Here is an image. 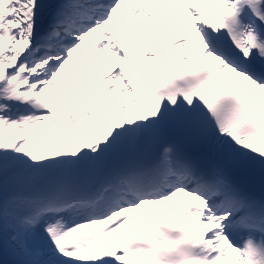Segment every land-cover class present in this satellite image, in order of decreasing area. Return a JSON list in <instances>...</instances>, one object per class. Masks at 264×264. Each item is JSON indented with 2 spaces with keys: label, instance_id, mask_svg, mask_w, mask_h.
<instances>
[{
  "label": "snow or ice",
  "instance_id": "obj_1",
  "mask_svg": "<svg viewBox=\"0 0 264 264\" xmlns=\"http://www.w3.org/2000/svg\"><path fill=\"white\" fill-rule=\"evenodd\" d=\"M0 264H264V0H0Z\"/></svg>",
  "mask_w": 264,
  "mask_h": 264
}]
</instances>
